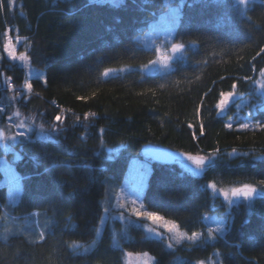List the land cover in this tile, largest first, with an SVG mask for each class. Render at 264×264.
<instances>
[{"label": "trees", "instance_id": "trees-1", "mask_svg": "<svg viewBox=\"0 0 264 264\" xmlns=\"http://www.w3.org/2000/svg\"><path fill=\"white\" fill-rule=\"evenodd\" d=\"M234 4V0L184 4L174 39L187 45V55L169 74L135 69L107 78L103 71L109 67H140L154 58V51L138 45L135 38L166 10L165 0L118 4L16 0L14 9L0 11L1 53L5 29L13 28L12 36L28 42L31 66L50 77L46 86L38 76L28 78L24 67L2 53L0 76L7 79L0 78V94L14 97L20 92L13 106L50 130L54 116L65 114L59 134L32 135L15 143L20 158L13 160L11 151L0 148V156L12 161L22 181L14 205L8 203L7 187L0 186V215L6 210L22 218L35 211L52 220L43 240L30 242L14 233L0 238V264H124L123 249L114 246L110 224L90 252L77 253L69 247L71 242L96 238L107 177L117 186L110 203L113 211L153 227L130 209L157 212L189 235L206 234L209 227L221 229L214 233L215 239L195 244L176 243L173 236L175 249L170 250L161 239L132 226L131 238L122 240L128 252L151 254L154 264H193L209 260L216 251L224 264H264V192L252 204L241 202L227 209L222 198L213 197L206 187L215 182L221 187L264 188L259 184L264 180V128L228 129L235 102L223 116L215 107L219 92L232 90L233 83L236 93L264 102L253 83L264 69V53L256 56L264 48V0L249 3L246 16ZM188 41H195V46ZM29 82L32 90L22 89ZM81 96L85 99H78ZM88 112L95 117L85 119ZM254 118L264 122V109ZM145 144L198 156L218 150L219 158L214 167L194 175L178 163L166 165L145 156ZM158 230L169 239L165 229Z\"/></svg>", "mask_w": 264, "mask_h": 264}, {"label": "rangeland", "instance_id": "rangeland-1", "mask_svg": "<svg viewBox=\"0 0 264 264\" xmlns=\"http://www.w3.org/2000/svg\"><path fill=\"white\" fill-rule=\"evenodd\" d=\"M110 1L118 4L116 2V0H110ZM165 1L167 3L166 10L164 12H162L156 19H154L150 22L149 29L145 33H142V34H139L136 36L135 42L138 45H141L143 47H147V48L152 49L154 51V49L156 47H161L164 44L165 34L168 33L169 31H172L173 12L181 4L184 5L185 0H165ZM254 1H258V0H249V3L254 2ZM182 9H183V7L180 8V14H181ZM176 28L174 31H172V35L168 36V39L173 40L174 42H176L174 39L175 33H176ZM12 38H13V44H14L13 50L16 53V55L18 56L20 53H24V52L27 53L28 42L24 38H20V42L17 43L16 37L12 36ZM2 40H3L2 53L10 62L24 67L26 72H27L28 78L30 77L29 75H35V76L40 77L41 79L43 78L45 73L40 72L35 67H32L30 64V61L29 62H22L19 60L13 61V60H11L10 57H7V54L4 51V40H5L4 36H3ZM190 46H195V45L190 44ZM186 49H187V45H186ZM186 52H187V50H186ZM2 53L0 51V60L2 58ZM184 58H186V56ZM153 59H155V56ZM174 65H175V63L173 64V66L169 70V72L174 69ZM109 68L122 69L123 70V71H120L118 73L110 74L109 76L116 75L119 73H123L126 71L135 70V69H139V70L144 71L146 73H155V74L163 73V72L157 71L155 69L152 72H148V71L144 70L141 66L138 67V66L130 65V64H126V65H122V66H114V67H109ZM1 77L2 76H0V78ZM103 77H105V76L103 75ZM105 78H107V77H105ZM2 79H3V81H6L7 78L5 76H3ZM256 81L264 82V80H262L260 75L257 77ZM26 90H27V88L25 87V91ZM257 90L264 97V90H261L258 85H257ZM23 92H24V90H23ZM19 93L20 92H18V94H16L14 96L16 98V100H18L20 98V96L22 95L21 93L20 94ZM5 96H6L5 93L0 94V108L4 109V115L0 116V118H1L0 129L5 131L6 136L13 135L15 133V131H17V129L15 127L6 128L5 126L10 125V124L11 125L19 124L20 121H23L25 123V125H27L28 127L25 129H19V130L20 131H26L28 133L29 139L32 137V135H35L36 137H39V138H45V137L49 136L51 130L48 129L47 126H45L41 122H37L34 118L23 116L20 109H18L17 107L15 108L13 106V104H12L13 103V96H9V95L6 97ZM234 102H235V106L233 108V111H231V117L227 121V123L231 122L233 124V127H236L238 129H242L240 127V125L243 123H248L250 125V127L248 129H257V128H260L257 126L258 124H264V122L262 120L254 118V115H257L260 110L264 109V102L261 103L260 101H253L252 96H243V95L238 94V93H237L236 97L234 98ZM230 106H229V108H230ZM17 113H19V115H17ZM4 116H6V117H4ZM3 117H4V120H3ZM9 117L12 118L11 121L9 120ZM41 124H43V126H44L43 131L39 127V125H41ZM244 130H246V129H244ZM52 137H53V134H51L50 138H52ZM18 141H19V139L17 141L0 140V148H3V150H5L7 152L11 151L12 156H13L12 157L13 160H16V159L21 157L20 154L14 148L15 143H17ZM119 150L120 149H116L115 153H118ZM0 170L2 172V177H0V186H6L7 187L8 203H9V205H14L20 199V196L22 193V181L20 179L19 189L17 192V186L14 183L13 177L14 176L20 177V175L16 171L15 166L12 163V161L9 160L6 156H0ZM210 184L211 183H207L206 187ZM217 187L223 188V189H230L231 187H239V186H222L221 187V186L217 185ZM208 189L210 190L213 197L220 196L222 198L227 209H230L233 205L239 204L241 202H246L248 204H252L255 197L264 192L262 190H259V191H257V193L253 196V198L251 200L237 199L233 204L230 205L227 201L224 200V198L221 194L214 192L209 187H208ZM116 190H117V186H116L115 180L112 177H107L105 179V196L101 200V203L103 204L105 209H107V212H105V211L103 212V216L101 219L103 221V223H100V225L98 227L96 238L90 242H71L70 245L73 243H76L78 245H82V247H78V248H72L71 247V249L77 253H88V252H90L97 245V242L100 239L105 226L107 224H110V229H111L112 236H113L114 246L123 249L122 257H123L124 264H154V262H155V257L151 254H148L146 256L143 255V253L132 254L131 256L127 255L130 252H128L126 249L123 248L122 240L131 238L130 228L132 226L141 227L145 231V234L148 237L161 239L168 249L174 250L175 246L173 244H172V247H168L169 239L167 238V236L165 234H164V238H161V236L158 235L156 232H150L149 231V228L153 227L150 224L143 222V221H140V220H137V219L125 214L124 212H119V211L117 212V211L111 210L110 203L112 204V202L114 200V197L116 195ZM121 213H123V215H121ZM4 216H6L7 218L0 220V238L3 239L8 234L14 233V234L24 235L27 238V240H29L30 242H35L38 238H40V236H39L40 232H43L45 235L47 233V231L50 230V222L52 221L51 218L45 213H42L36 217L28 215V216H25L22 218H15L14 216H12L10 213H8L5 210L0 215V217H4ZM157 231L161 232L158 229H157ZM85 249H87V251H85ZM215 253H218V255L211 256L209 258V260H206V264H218V262L221 261L219 252L216 251ZM222 264H224V263L222 262Z\"/></svg>", "mask_w": 264, "mask_h": 264}, {"label": "snow or ice", "instance_id": "snow-or-ice-1", "mask_svg": "<svg viewBox=\"0 0 264 264\" xmlns=\"http://www.w3.org/2000/svg\"><path fill=\"white\" fill-rule=\"evenodd\" d=\"M117 3H123V0H116ZM203 0H185V3H187L188 7H194L197 3H201ZM133 3H135V0H133ZM249 4V0H235L234 7L237 10H240V14L242 16L247 15V5ZM184 5L181 4L176 10L173 12L172 16V31L175 30L177 26H179L182 22L181 14H180V8L183 7ZM16 7V0H7V3L5 4V0H0V11H6L8 9H14ZM15 31L13 28H6L4 32V51L7 54V57H10L11 60H19L22 62H29L31 60V57L26 53H20L18 56L14 52V44H13V38H12V33ZM172 31H169L168 33L165 34V41L164 44L161 47H156L154 49V55L155 59H151L148 61L147 64L142 65L141 67L148 71L152 72L154 69L157 71H161L165 74H169V70L172 68L173 64L180 59H183L186 55V44L184 42H174L173 40H169L168 36L172 35ZM177 36L179 34L177 33ZM16 41L17 43L20 42V37L16 36ZM188 44L195 45V41H188ZM261 53H264V48H261L259 52H257L256 56H259ZM256 57H253V60H255ZM253 71H256L255 66L253 65L252 68ZM120 71H123L122 69H114V68H107L104 70L103 75L105 77H108L110 74L118 73ZM259 75L264 80V69H261L259 71ZM143 78V77H142ZM11 79V78H9ZM50 77L47 75H44L42 78V83L43 85H47L49 83ZM243 79L245 80H251V77H244ZM253 83L257 84L261 90H264V82L261 81H253ZM28 89V91H31L33 88L32 83H26L24 85ZM159 87H164V85H159ZM232 90L230 91H221L219 92V99L215 105V107L219 110L218 115L223 116L227 113L229 106L234 104V98L236 97L237 93L235 91L236 89V84L233 83L231 85ZM149 91H152V89H149ZM95 93H93V96ZM207 95V93H205ZM13 99H16L13 97ZM80 100H84L85 97L81 96L78 97ZM203 101H201L202 105ZM199 112V109L197 110ZM4 115V109L0 108V116ZM19 115V113H17ZM95 113L93 112H88L85 113V119L88 117H95ZM11 117H9V120L11 121ZM65 119V114L61 112L60 114H56L54 116V120L52 123L51 131L48 137L45 138H50L52 133L59 134L63 128V122ZM80 118L77 117V120ZM260 128H264V124H258L257 125ZM6 128H11L15 127L17 131L11 136H6L5 131L0 130V140L3 141H17L18 139L20 142L27 141L29 139L28 133L26 131H20L19 129H25L28 126L25 125L23 121H20L19 124L15 125H6ZM40 129L43 131L44 126L43 124L39 125ZM228 129H232L233 124L231 122L227 123L225 125ZM242 129H248L250 125L248 123H243L240 125ZM104 129H99V133L102 135L104 133ZM201 132H203V123H201ZM236 150L233 149V153L235 154ZM218 150L216 153H213L209 156H193L188 153H184L186 159L188 161H191L196 168L200 172H204L206 169H211L215 165V161L219 158L218 155ZM55 166V165H54ZM47 171V169H46ZM30 179V177H28ZM14 183L17 186V192L19 189V183H20V177H13ZM259 184L264 186V180L259 181ZM207 187L211 188L214 192L219 193L223 196L224 200L227 201L230 205L233 204L237 199L239 198H244L245 200H251L253 196L257 193V187L251 185V184H243L242 186L239 187H231L230 189H223V188H218L216 183L213 182ZM264 191V188L261 189ZM133 204L136 202L133 201ZM107 212V209L104 210ZM130 211L136 215L137 217H143L146 221H150L152 225H155L156 227H150L149 231L150 232H156L158 235L161 236V238H164V233L163 232H158V228L165 229L166 232L169 234V243L168 247H172L171 243V238L174 236L176 238V243H181L183 241H189L193 244H195L197 241H207V239H215L214 233L217 231H221V229L216 228L213 229L209 227L207 229V233L205 234L204 232H199V231H193L191 235H189L187 232H181L180 231V226L175 222L171 220H166L163 216L159 215L157 212L153 211H147V210H141L140 208L137 207H132ZM31 216L36 217L39 216V212H32L30 213ZM123 215V213H121ZM7 217H0V220L6 219ZM209 217L204 216V219H208ZM101 223L103 221L101 220ZM40 239H44V233L40 232L39 233ZM69 247L72 248H78L82 247V245H78L76 243H73L69 245ZM87 251V249H85ZM128 256H131L132 253H128ZM143 255H148L147 253H143ZM214 255H218V253H214ZM193 264H206L205 259H198L193 262ZM218 264H222V261L218 262Z\"/></svg>", "mask_w": 264, "mask_h": 264}, {"label": "water", "instance_id": "water-1", "mask_svg": "<svg viewBox=\"0 0 264 264\" xmlns=\"http://www.w3.org/2000/svg\"><path fill=\"white\" fill-rule=\"evenodd\" d=\"M142 152L145 156L152 158V160L156 162H160L166 165L179 163L185 170L193 173L194 175L202 174V172H200L191 161H188L186 157L182 155L185 153L183 151H178L154 144H145L142 147Z\"/></svg>", "mask_w": 264, "mask_h": 264}]
</instances>
